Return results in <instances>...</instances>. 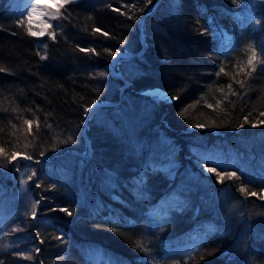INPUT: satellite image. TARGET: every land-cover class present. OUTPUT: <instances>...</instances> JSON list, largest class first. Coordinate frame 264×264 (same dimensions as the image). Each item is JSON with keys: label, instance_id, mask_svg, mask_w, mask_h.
I'll use <instances>...</instances> for the list:
<instances>
[{"label": "trees", "instance_id": "obj_1", "mask_svg": "<svg viewBox=\"0 0 264 264\" xmlns=\"http://www.w3.org/2000/svg\"><path fill=\"white\" fill-rule=\"evenodd\" d=\"M158 1L68 3L52 39L0 0V264H264V0H164L87 149L86 114L121 99L113 61L142 50ZM153 89L176 99L142 94ZM68 150L87 153L15 164L39 174L35 218L8 157Z\"/></svg>", "mask_w": 264, "mask_h": 264}, {"label": "rangeland", "instance_id": "obj_2", "mask_svg": "<svg viewBox=\"0 0 264 264\" xmlns=\"http://www.w3.org/2000/svg\"><path fill=\"white\" fill-rule=\"evenodd\" d=\"M35 1L36 0H18V3L20 4V7L23 9L24 14L28 15V17L31 21V25L33 27V31L36 33L44 32L45 35H48L49 37H51L49 35V33H51L50 28H51V26H53L55 23H57L59 21V18L61 17V14H62V9L68 3L64 4L63 0H58L57 3L54 4L53 6L45 5L43 7L44 8L43 14L40 17H38L35 14V9L38 8V5L36 4ZM77 1H80V0H71L70 3L77 2ZM57 13H58V15L56 16L55 19H53L52 18L53 14H57ZM140 26H141V24H140ZM39 36H41V35H39ZM124 54H129V53H124ZM117 72L121 73L119 66L117 68ZM153 90H155V89H153ZM153 90H147V91H144L143 93H150V91H153ZM172 100H173V98L170 97V95H169V97H166V99L161 100V101L159 100V102H164V101L170 102ZM198 130H205V128L203 126H196V127H191L188 131H198ZM206 131H210L213 134H218L217 131H213L210 129H206ZM84 153H87V152L85 151ZM17 156H21V154L16 155L15 157H17ZM14 158H12V160ZM186 158L191 159L188 155H186ZM192 162L197 167V169L199 171H201L204 175L211 176L212 173L208 172L206 170V168H204L203 166L198 164L197 161L192 160ZM16 163L17 162H14V164H12V173H13V167H14V170H15L14 172L16 175V183L19 184L20 191L26 195V198L29 201H31V204L33 206V211H35V213H36L37 204L34 202V199L32 197V191L30 189L29 184L32 181H34V183L36 184L39 174L37 173L36 169H22V170H20L19 168L16 167V165H15ZM35 166L40 167L39 165H35ZM33 173H35V175H33ZM36 215H34L35 218H36Z\"/></svg>", "mask_w": 264, "mask_h": 264}, {"label": "water", "instance_id": "obj_3", "mask_svg": "<svg viewBox=\"0 0 264 264\" xmlns=\"http://www.w3.org/2000/svg\"><path fill=\"white\" fill-rule=\"evenodd\" d=\"M163 1L164 0H159L158 3L154 7H152L141 20V26L140 27H141V41H142V44H143L142 50L139 51L138 53H135V54H130V53L129 54H120L113 61L112 74L115 77L120 78L124 82V86L122 87V90H121V99L118 102H112V101L97 102V103H95L93 106H91L89 108V110H88V112L86 114V117H85V129L83 131V134L85 136L86 143H87V148H88V151H89L90 154L93 152V148H92L91 141H90V139L88 137V134H87V130L89 128V121L92 119V117H93V115H94V113L96 111H99V110H101V109H103L105 107L118 108V107H120L122 105V103H123V93L126 90V88L131 86V82L128 81L121 73L117 72V68H118L117 65L120 64L121 60L132 61L133 59L141 58L145 54V52L147 50V41H146V37H145V34H144V26L146 24L147 18L153 16L156 13L157 9L163 3ZM156 90L162 91L167 97H169L167 91H164L162 89H156ZM142 94L146 95V96H151L150 93H142ZM156 101L159 102L158 100H156ZM213 131H215V130L213 129ZM215 135H218V134H215ZM70 154L74 155V156H86V153H84V152L82 153V152H80L78 150H68L64 154L58 155L56 157V159H51L50 157H44L43 159H40V160H35V159H32V158L31 159H26L25 158V157H27L26 155H21V156L15 157L12 160V164H14V162H23L26 166H33V165L41 166V165L44 164L45 161H48L49 163H53V162H56L57 160L65 158L66 156H68ZM14 171L15 170H14V167H13L12 178L16 180V175H15ZM0 181H5V180L3 179V177H0ZM38 213H39V208L36 211V214H38Z\"/></svg>", "mask_w": 264, "mask_h": 264}, {"label": "snow or ice", "instance_id": "obj_4", "mask_svg": "<svg viewBox=\"0 0 264 264\" xmlns=\"http://www.w3.org/2000/svg\"><path fill=\"white\" fill-rule=\"evenodd\" d=\"M70 2H71V0H63V3H64V4H67V3H70ZM148 2L150 3L151 0H148ZM39 3H40V0H37V4H39ZM114 10H115V9H114ZM57 15H58V13H57V14H53L52 18L55 19ZM97 31H99V30L97 29ZM29 33H30L31 35H33V36H36V35H41V36H43V35H45L44 32H40V33L32 32L31 29H29ZM49 35L52 37V39H55V32H51V33H49ZM103 35L107 36L108 34H107V33H103ZM247 50H248V51H251V53H252V55L249 57L247 63H248V65H252V66H253V67H252V71H255L254 62L257 60V56H256L255 48H254L253 46L250 45V46L248 47ZM80 51L83 52V51H86V50L83 49V48H81ZM88 51H94V50H88ZM41 58L44 59V58H46V57H41ZM260 62H261V63H264V60H261ZM0 70H3V69H0ZM101 75H103V73H101ZM173 99H176V97H173ZM262 115H264V113H262ZM25 124H28L29 126H31L32 121H30V120H26V121H25ZM37 126H38V125H37ZM242 126H243V125H241V127H242ZM2 152H3V149H0V153H2ZM15 155H16V153H11V155H10L8 158H9V159L14 158ZM25 158H26V159H31V157H25ZM206 170H207L208 172H210V173H215V175H216L219 179L223 180V176H222V174H221L220 172H216L215 168H207ZM33 175H35V173H33ZM227 175L229 176V178H231V177L234 176L235 174H234V173H227ZM241 191H246V190L243 189V188H241ZM252 195H256V193H252ZM61 211L67 212L68 215H71V214H72V213L69 212L67 209H61ZM33 215H35V211H33ZM139 246H140V247H143L142 244L139 245Z\"/></svg>", "mask_w": 264, "mask_h": 264}, {"label": "bare ground", "instance_id": "obj_5", "mask_svg": "<svg viewBox=\"0 0 264 264\" xmlns=\"http://www.w3.org/2000/svg\"><path fill=\"white\" fill-rule=\"evenodd\" d=\"M58 0H40V3L37 4V0L35 1L36 4L38 5V8L35 9V14L40 17L42 14H43V11H44V6L45 5H49V6H53L54 4L57 3ZM150 94L152 97H154L156 100H164L166 99V95L160 91V90H153V91H150Z\"/></svg>", "mask_w": 264, "mask_h": 264}]
</instances>
